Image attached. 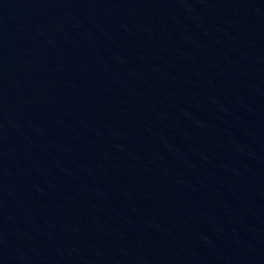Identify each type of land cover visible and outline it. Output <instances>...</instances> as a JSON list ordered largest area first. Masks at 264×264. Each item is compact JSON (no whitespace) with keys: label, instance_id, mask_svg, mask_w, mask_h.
Masks as SVG:
<instances>
[{"label":"water","instance_id":"95a60500","mask_svg":"<svg viewBox=\"0 0 264 264\" xmlns=\"http://www.w3.org/2000/svg\"><path fill=\"white\" fill-rule=\"evenodd\" d=\"M0 264H264V0H0Z\"/></svg>","mask_w":264,"mask_h":264}]
</instances>
